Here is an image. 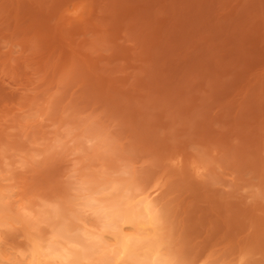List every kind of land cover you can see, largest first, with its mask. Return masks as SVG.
I'll return each instance as SVG.
<instances>
[{"label": "rangeland", "instance_id": "374dc122", "mask_svg": "<svg viewBox=\"0 0 264 264\" xmlns=\"http://www.w3.org/2000/svg\"><path fill=\"white\" fill-rule=\"evenodd\" d=\"M112 185L173 264H264V0H0V264Z\"/></svg>", "mask_w": 264, "mask_h": 264}, {"label": "bare ground", "instance_id": "6f19581e", "mask_svg": "<svg viewBox=\"0 0 264 264\" xmlns=\"http://www.w3.org/2000/svg\"><path fill=\"white\" fill-rule=\"evenodd\" d=\"M111 188L115 193L107 203L98 197L104 188L89 194L84 202L100 220L98 234L83 228L74 234L68 225L55 228L47 240H32L31 264H71L75 257V263L85 259L88 264H173L159 236V216L151 193L138 198L128 187ZM124 225L133 229L126 231ZM104 232L113 235V243L106 242Z\"/></svg>", "mask_w": 264, "mask_h": 264}]
</instances>
